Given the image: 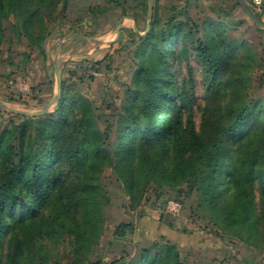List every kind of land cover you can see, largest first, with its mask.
I'll list each match as a JSON object with an SVG mask.
<instances>
[{"label": "trees", "instance_id": "16d2710c", "mask_svg": "<svg viewBox=\"0 0 264 264\" xmlns=\"http://www.w3.org/2000/svg\"><path fill=\"white\" fill-rule=\"evenodd\" d=\"M70 1L0 0V60L6 20L13 16L16 33L41 46L47 23L64 15ZM150 25L135 52L136 88L114 122L62 82L53 110L16 114L19 122L0 132V264H47L39 243L64 234L74 238L71 264H102L89 256L104 234V210L111 198L102 177L109 169L133 209L150 185L186 184L218 229L242 239L261 233L264 103L248 99V80L227 78L233 57L221 38L225 25L207 22L202 40L195 37L197 25L174 17L162 26L153 15ZM179 42L183 45L177 50ZM190 47L205 89L200 128L192 113L196 93L188 89V83L194 87L192 72L181 84L174 79L176 60L188 62ZM134 230L133 224L122 223L114 238L124 239ZM179 246L161 236L123 264H190L182 261Z\"/></svg>", "mask_w": 264, "mask_h": 264}, {"label": "rangeland", "instance_id": "374dc122", "mask_svg": "<svg viewBox=\"0 0 264 264\" xmlns=\"http://www.w3.org/2000/svg\"><path fill=\"white\" fill-rule=\"evenodd\" d=\"M243 1L264 23V11L255 5V0ZM237 3L238 0H71L64 15L47 23L48 35L41 46L32 45L28 38L16 33V19L10 17L4 23L1 45L0 132L11 122H19L16 114L40 113L58 96L53 63L62 68V82L73 93L90 99L110 123L114 122L129 93L136 88L135 52L151 27L153 15L162 26L171 17L190 26L197 25L195 37L200 40L207 22L224 24L221 38L228 41L226 48L233 57L227 78L248 80V99L264 103V28L255 26ZM97 8L103 12L94 15ZM182 45L177 43L176 49ZM189 51L188 62L182 58L176 60L174 79L181 84L193 74L194 87L188 83V89L196 93L192 113L196 127L200 128L203 121L200 108L205 102L203 73L194 48L190 47ZM56 102L47 112L53 110ZM187 115L186 112L184 121ZM102 184L111 203L104 210V234L94 254L89 256L90 261L101 259L102 264H123L141 248L165 236L179 243L182 261L190 264H264V225L255 239H242L229 230L218 229L205 209L199 207L197 194L190 192L186 184L163 188L150 185L135 209L131 208L129 196L110 169L105 171ZM171 201L180 204L178 215L168 212ZM122 223L133 224L135 230L124 239H115L114 231ZM9 239L5 254L9 252ZM73 243L74 238L64 234L39 244L47 264H71L76 257Z\"/></svg>", "mask_w": 264, "mask_h": 264}, {"label": "water", "instance_id": "95a60500", "mask_svg": "<svg viewBox=\"0 0 264 264\" xmlns=\"http://www.w3.org/2000/svg\"><path fill=\"white\" fill-rule=\"evenodd\" d=\"M239 3L241 4V6L244 8V10L247 12V14L249 15L250 18H252V20L260 25L262 28H264V23L253 13V11L251 10V8L243 1V0H238ZM149 23H150V19H149ZM121 25H122V21L118 24V27H117V38L120 37V31H121ZM53 66L55 67V70H56V74H57V81H58V96H56L54 98V100L52 101V104H54L60 94H61V88H62V68L58 67L56 63H53ZM50 105L45 107L44 110L40 113H24V114H27V115H30V116H36V115H40V114H43L45 112L48 111V109L50 108Z\"/></svg>", "mask_w": 264, "mask_h": 264}, {"label": "built area", "instance_id": "2783aa9c", "mask_svg": "<svg viewBox=\"0 0 264 264\" xmlns=\"http://www.w3.org/2000/svg\"><path fill=\"white\" fill-rule=\"evenodd\" d=\"M255 5L260 9L264 11V0H255ZM168 212L172 215H178L180 212V204L176 202H169L167 205Z\"/></svg>", "mask_w": 264, "mask_h": 264}]
</instances>
